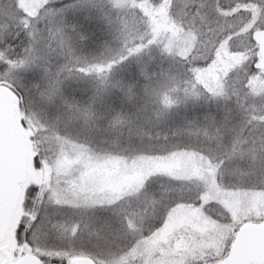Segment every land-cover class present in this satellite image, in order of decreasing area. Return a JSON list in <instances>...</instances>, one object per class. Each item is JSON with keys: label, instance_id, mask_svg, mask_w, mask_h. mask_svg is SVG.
Instances as JSON below:
<instances>
[{"label": "snow or ice", "instance_id": "1", "mask_svg": "<svg viewBox=\"0 0 264 264\" xmlns=\"http://www.w3.org/2000/svg\"><path fill=\"white\" fill-rule=\"evenodd\" d=\"M0 264H264V0H0Z\"/></svg>", "mask_w": 264, "mask_h": 264}]
</instances>
